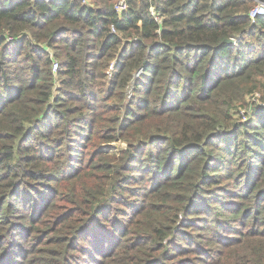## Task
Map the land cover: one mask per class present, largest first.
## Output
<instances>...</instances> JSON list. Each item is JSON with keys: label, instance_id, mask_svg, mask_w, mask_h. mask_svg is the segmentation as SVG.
<instances>
[{"label": "trees", "instance_id": "1", "mask_svg": "<svg viewBox=\"0 0 264 264\" xmlns=\"http://www.w3.org/2000/svg\"><path fill=\"white\" fill-rule=\"evenodd\" d=\"M115 1L0 0V259L31 250L36 222L57 218L59 184L85 176L102 191L85 189L86 203L58 218L75 222L71 236L40 240L64 261L75 250L103 264L127 249L133 218L166 196L183 206L184 228L233 254L205 257L175 220L138 229L162 250L147 263L264 264V107L234 118L254 91L264 100V16L250 22L249 0H127L118 16ZM113 141L127 146L104 152ZM213 180L220 193L208 195Z\"/></svg>", "mask_w": 264, "mask_h": 264}, {"label": "rangeland", "instance_id": "2", "mask_svg": "<svg viewBox=\"0 0 264 264\" xmlns=\"http://www.w3.org/2000/svg\"><path fill=\"white\" fill-rule=\"evenodd\" d=\"M114 6V5H113ZM54 46L59 47L58 44H55ZM49 56L53 58L54 60H57L58 62L60 60L56 59L54 56V49L48 50ZM113 64V63H112ZM111 64V65H112ZM110 65V66H111ZM112 68H109L107 75L108 77H111L113 65ZM137 74V73H136ZM138 75H135L137 77ZM126 99L123 101V105L127 104L130 95H132V85L126 90ZM256 95V96H254ZM254 96V97H253ZM252 99H255L254 101ZM260 106L264 107V100L261 99V95L258 91H254L252 94L248 95L245 98L244 105L238 106L235 114V119H237V122L242 123L246 121L250 113H245L244 111L249 110V108H252V106ZM251 114V113H250ZM127 144L122 141H113L110 143H105L102 145V149L104 152H109L110 155L116 154L119 149L126 148ZM96 182L93 184H87V177L83 176L80 179L77 178H70V180L66 182H61L58 187V193L60 194L59 197L55 200V204L57 208L55 209V215L57 216L56 220L51 222L50 217H43L41 221L36 222L34 225V229L32 230V234L30 237H34L37 240L34 241V244L32 245L31 250L27 249L23 252V255L21 254L20 250L16 247H12L8 249L7 255L5 257H1L0 264H12V260L16 259L15 263L13 264H67L68 261L70 263L75 264H90L87 262V260H82V256H80V253L75 250H69L70 252L66 255V260L62 258L64 256V250H61L60 248H53L52 246H45L46 243H40V240H48L47 243L50 242L51 239L61 240L63 237L64 239H67L71 236L72 230L70 228L75 224V222H70L65 219H68V213L72 211H77L79 207L82 205V203H86V199L83 200L81 198V195L86 190V195L90 193H99L102 191L101 186V178H98L95 180ZM215 180H213V186L207 188L208 195L212 194L215 195L217 193H220L218 191V188H216ZM226 183L229 182H223L221 185H224V187H227ZM229 185V184H228ZM229 187V186H228ZM221 198H224L225 196L221 195ZM167 203H163L166 202ZM121 208V206H120ZM148 212V213H147ZM146 213V214H145ZM67 215V217L59 222L58 218ZM183 215V206L176 202L175 198L173 197L169 200L166 196H160V198H154L152 201V204L147 208V210L142 214L140 217H134L132 222L128 225L127 230L129 231V237L125 239L124 245L126 244L127 249H124L120 252H117L118 250H115L113 253H111L106 259H103V264H152V261L155 259V257H160V253L162 250H156L159 245L153 244L151 242L152 234L143 233L145 230L140 232L138 229H143L145 227L148 228H158L160 229L162 226H171L175 220L176 221H182L180 229L185 231V233L189 234H196L199 243L202 245L203 249H205L206 256H209L212 254V252L219 250L221 252H226L230 255L233 254L232 249H224L222 248L220 244H217L214 241V236L211 234L203 231L198 230L200 228L194 227H188L184 228L183 223H187L186 217ZM204 216L205 215H201ZM215 216L213 213H211L210 219L213 220ZM99 229H104V225H101ZM54 230H57L59 232L53 233ZM159 231L155 230L153 232L156 236ZM134 233H137L140 235V239H137L135 235H132ZM224 237H232L230 233L228 232H222L221 233ZM225 239V238H223ZM120 241V240H119ZM139 243V244H138ZM183 246L185 241H182ZM145 245L142 248V245ZM182 246V244H180ZM28 247H31L28 246ZM65 247V245H64ZM185 247H188L185 245ZM42 249H48V252L43 254L41 251ZM20 253L19 256H15V253ZM131 252V253H129ZM197 255H192L188 257L187 259L194 260V258ZM23 257V258H22ZM153 259L149 263L146 262L147 258ZM202 257V256H201ZM202 257V258H205ZM178 259V258H176ZM159 260V259H156ZM208 260V259H207ZM72 261V262H71ZM175 260H172L170 257L167 260H164V264H172ZM214 264H217V261H213Z\"/></svg>", "mask_w": 264, "mask_h": 264}, {"label": "built area", "instance_id": "3", "mask_svg": "<svg viewBox=\"0 0 264 264\" xmlns=\"http://www.w3.org/2000/svg\"><path fill=\"white\" fill-rule=\"evenodd\" d=\"M82 1H83V3L89 2V0H82ZM249 1L251 2V7L248 11V17L250 18V22L254 23L256 18H258L260 16H264V0H249ZM113 7H114L115 13L118 16H120L128 10L127 0H116ZM150 14L152 15V17L157 22V24L160 28V26L162 25V22H163V17L154 8L150 9ZM110 30L112 33H114L115 32L114 26H111ZM157 33H159V30L157 31ZM7 39L11 40L10 37H8ZM111 66L109 68H112ZM58 67H59L58 61L53 60L52 61V72L55 73L58 70ZM254 96H256V95H254ZM252 100L254 101L255 99H252Z\"/></svg>", "mask_w": 264, "mask_h": 264}, {"label": "water", "instance_id": "4", "mask_svg": "<svg viewBox=\"0 0 264 264\" xmlns=\"http://www.w3.org/2000/svg\"><path fill=\"white\" fill-rule=\"evenodd\" d=\"M224 42H227V43H232L233 42V39H228V40H225ZM140 73V71L136 74V75H138ZM131 85H133V82H132V84Z\"/></svg>", "mask_w": 264, "mask_h": 264}, {"label": "bare ground", "instance_id": "5", "mask_svg": "<svg viewBox=\"0 0 264 264\" xmlns=\"http://www.w3.org/2000/svg\"><path fill=\"white\" fill-rule=\"evenodd\" d=\"M130 87V86H129Z\"/></svg>", "mask_w": 264, "mask_h": 264}, {"label": "crops", "instance_id": "6", "mask_svg": "<svg viewBox=\"0 0 264 264\" xmlns=\"http://www.w3.org/2000/svg\"><path fill=\"white\" fill-rule=\"evenodd\" d=\"M90 1V0H89Z\"/></svg>", "mask_w": 264, "mask_h": 264}]
</instances>
